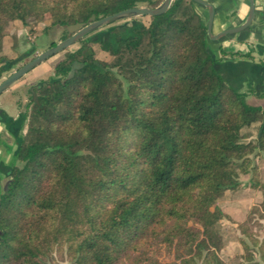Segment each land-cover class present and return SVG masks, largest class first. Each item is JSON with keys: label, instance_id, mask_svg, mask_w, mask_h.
Here are the masks:
<instances>
[{"label": "trees", "instance_id": "trees-1", "mask_svg": "<svg viewBox=\"0 0 264 264\" xmlns=\"http://www.w3.org/2000/svg\"><path fill=\"white\" fill-rule=\"evenodd\" d=\"M163 1L0 0V53L14 21L71 26ZM197 5L173 0L148 25L108 27L66 51L26 134H14L20 165L0 195V264H48L64 248L72 264H227L207 239L223 219L213 202L241 187L264 192L252 159L264 154V107L229 81L264 86L216 58ZM255 124L257 139L246 141ZM253 227L239 225L240 264H264Z\"/></svg>", "mask_w": 264, "mask_h": 264}, {"label": "rangeland", "instance_id": "rangeland-1", "mask_svg": "<svg viewBox=\"0 0 264 264\" xmlns=\"http://www.w3.org/2000/svg\"><path fill=\"white\" fill-rule=\"evenodd\" d=\"M196 9L197 11L201 10L200 5H197ZM134 20L141 21L144 24L148 25L151 21V17L142 16L132 19H125L115 22L108 27H118L126 24L130 25ZM108 27L100 29L99 31L107 30ZM65 35L69 34L65 30L58 29L57 25L53 26L49 19H45L42 22L31 23L28 25L23 24L20 21L11 22L5 31L3 49L0 53V57L3 58L4 61L17 60L20 56H23V58L21 60H18L17 63L15 62V65L12 69L8 68L4 72L0 83L13 72H15L19 67L49 48L52 42L59 43L61 40H63ZM227 38L228 40H226L222 46H225L224 44L231 43V40H234L229 38L228 36ZM259 44L264 46V43L260 42L258 39H252L249 42H246V46L241 47L245 48V53L242 54L239 52H227V55H222L220 52V56L223 59H231L234 62H240L241 60H243L242 58H244L241 55L251 53L254 55L255 62L257 63L259 61V58L264 57V54H261L258 50ZM32 47H34V54L29 57L24 56V54ZM78 47V43L72 45L67 50L53 56L25 76H23L3 95L0 96V107H5L6 104H9L11 105L12 109H10V107L7 108V110L9 111L8 114H10L11 116H15L16 114H18L19 112H14L15 109L13 110L14 105H18V108H21L24 104H26L30 99V88L39 86L43 82L50 81V79H52L54 76V69L56 65L65 58L66 51H73ZM93 48L96 51V56L99 59L106 61L112 60V57L109 54L102 52L97 44H94ZM3 63H1L0 66H4L5 68L6 64L3 65ZM229 83H231L235 87H238L240 91L247 93L245 103L248 106L264 107V91H257L256 88H254L255 83H253V87H250L247 80L245 79L241 82L229 81ZM29 113L30 112H27V121L22 131V136H24L27 132ZM2 125L3 123L1 124L0 122V132H2L3 130ZM244 132L246 134H251V137L246 139V141H254L258 137V125L255 124L251 128L244 130ZM3 134L4 135L1 139L5 141V144L11 146L12 148H14V150H16V138H12L5 133ZM2 156L5 158L8 157L6 149L4 148H2ZM252 159L254 164H256L259 168L260 180L264 182V154H260L259 156H252ZM7 160H11L10 157ZM19 165V162L14 158L12 166ZM215 168L218 169L219 165H216ZM242 183L244 185H249V177L242 179ZM2 186L3 183H0V192L2 191ZM1 194L2 192L0 193V195ZM263 198V191L251 187H241L240 189L235 191L227 190L223 192L213 202V208H217L221 211V213L223 214V219L220 221L219 226L215 230V232L209 234L207 236V239L212 244H219V255L227 264H240V262H242L240 256L244 253V248L242 243L240 242V224H243L246 220H249L251 224H254L253 232L258 233L260 236L264 235V214H262L263 217H261L260 214L252 215L253 207L256 204H259L263 200ZM226 210L234 213V215L228 213V211ZM235 243L236 247H232ZM187 244L188 241L186 240L182 244V247L178 249V251H182L187 246ZM172 260L173 258L164 259V261ZM48 264H72V262L66 248H64L62 250L52 251L48 259Z\"/></svg>", "mask_w": 264, "mask_h": 264}, {"label": "water", "instance_id": "water-1", "mask_svg": "<svg viewBox=\"0 0 264 264\" xmlns=\"http://www.w3.org/2000/svg\"><path fill=\"white\" fill-rule=\"evenodd\" d=\"M192 1L195 4L204 6L208 10L207 34L210 40L212 41H219L227 36H231V35H235V34H239L243 32L244 30H246L247 28L251 26L255 18L254 0H248L249 13H248L246 21L242 25L234 27V28H228L217 34H213L212 27H213L214 16H215V10H214L213 5L206 2L205 0H192ZM172 2L173 0H164L160 5H158L155 8H148V7L131 8V9L123 10L121 12L107 16L100 20H96L95 16H92L89 19L88 23H78V24L71 25V26L57 25L58 29L65 30L71 36L59 42L55 46L41 52L31 61H29L28 63H26L19 69H17L15 72H13L11 75H9L6 79H4L0 83V96L3 93H5L13 84H15L23 76L31 72L33 69H35L42 63L46 62L48 59L67 50L72 45L78 43L85 36L95 31H98L100 29H103L105 27H108L112 25L113 23L121 21V20L132 19V18L142 17V16L156 17V16L163 15L168 11ZM102 35H105V33H100L96 35L94 38H92V40H97ZM258 50L260 53H262L261 51H264V46L259 44ZM235 69H237L239 73L245 74L246 76L252 78L253 80H256L260 85L264 86V66L262 64L251 62V61H240L237 63V67ZM215 70L219 72L217 66H215ZM54 82L55 81H51V84H54ZM41 86L42 84H40L38 87H41ZM10 120H11L10 118H6L5 116L0 118V122L5 125H7ZM15 138L17 141V148L15 150V158H16L18 151L22 145V138L21 137H15ZM4 169H5L3 172L4 179L2 182L3 186H2V191H1L2 194L6 193L9 189V185L12 181L11 173L13 172L14 166H7ZM0 235H1V232H0Z\"/></svg>", "mask_w": 264, "mask_h": 264}, {"label": "crops", "instance_id": "crops-1", "mask_svg": "<svg viewBox=\"0 0 264 264\" xmlns=\"http://www.w3.org/2000/svg\"><path fill=\"white\" fill-rule=\"evenodd\" d=\"M206 2L213 5L215 10L214 23L212 27V33L217 34L225 29L234 28L242 25L248 16L249 13V4L247 0H205ZM256 5V13L255 18L252 25L239 34H235L232 36H228L231 39V43L224 44L223 43L228 40L227 37L219 40V41H209V48L212 53L216 56V58H221L220 52L224 50L226 52H239L245 53V48H241L242 46H246V42H249L252 39H258L261 41V35L264 31L263 19H264V0H255ZM201 10H199V14L201 15L203 21L207 25L208 23V11L205 7L200 6ZM225 61H229L230 59H223ZM3 148L6 149V153L8 157L2 156V150L0 148V183L3 182L4 179V168L7 166H12L13 159L15 158V150L11 146L7 144H3ZM10 157L11 160H7ZM237 204V203H236ZM229 212V210H226ZM234 215V213H231ZM236 247V243L232 247Z\"/></svg>", "mask_w": 264, "mask_h": 264}, {"label": "flooded vegetation", "instance_id": "flooded-vegetation-1", "mask_svg": "<svg viewBox=\"0 0 264 264\" xmlns=\"http://www.w3.org/2000/svg\"><path fill=\"white\" fill-rule=\"evenodd\" d=\"M248 1V0H247ZM254 3H255V0H254ZM248 4H249V2H248ZM201 6V5H200ZM204 7V6H203ZM207 9V8H206ZM208 11V10H207ZM255 13H256V5H255ZM252 25V24H251ZM262 25H264V19H263V23H262ZM248 29V28H247ZM99 31V30H98ZM98 32H93V34L91 33V34H89V35H87V36H85L84 38H86V37H89V38H91V36H93V35H95V34H97ZM71 35H68L67 36V38L68 37H70ZM67 38H65V39H67ZM65 39H63V40H65ZM63 40H61V41H63ZM60 41V42H61ZM261 41L264 43V31H263V34L261 35ZM56 44H58V43H54V42H52L51 43V45H50V47L49 48H51V47H53V46H55ZM49 48H47V49H49ZM46 49V50H47ZM262 53L261 54H264V51H261ZM34 54V47H32V48H30L25 54H24V56H26V57H29V56H31V55H33ZM245 55H247V57H244V58H242L243 60H241V61H251V62H255V59H254V55L253 54H251V53H246ZM23 58V56H20L17 60H5L4 61V63H3V65L4 64H6V68L7 67H9L11 64H13L9 69H12L13 67H14V63L16 62L17 63V61L18 60H21ZM35 58V57H34ZM33 59V58H32ZM31 59V60H32ZM31 60H29V61H31ZM231 60V59H230ZM28 61V62H29ZM28 62H26V63H28ZM25 63V64H26ZM257 63H260V64H262V65H264V57L263 58H259V61L257 62ZM24 64V65H25ZM23 66V65H22ZM21 66V67H22ZM4 67V66H3ZM20 68V67H19ZM18 68V69H19ZM20 80V79H19ZM51 81H53V79H50V81H48V82H43L42 83V86L41 87H38V86H34V87H32V88H30V90H29V92H30V99H29V101L26 103V104H24L21 108H18V105H14V108H13V110H14V112H19L18 114H16L15 116H11L10 114H8V110H7V108H9L10 107V109H12L11 108V105H9V104H6L5 105V107H0V118L1 117H3V116H5L6 118H10L12 121H13V123H15V125H12V127H7L5 124H3L2 125V128H3V130H2V132H0V148H1V150H2V148H3V144L5 143V141L4 140H2L1 138L3 137V133H5V134H7V135H9L10 137H12V138H15V135L14 134H17L18 136H22V131H23V129H24V126H25V124H26V121H27V112H31L32 110H33V108H34V106L35 105H37V106H40V103H39V92H40V90L43 88V86H45L46 84H48V83H50L51 84ZM248 83H249V78H248V81H247ZM254 88H255V86H254ZM4 94V93H3ZM2 94V95H3ZM16 106V107H15ZM2 124V123H1Z\"/></svg>", "mask_w": 264, "mask_h": 264}]
</instances>
